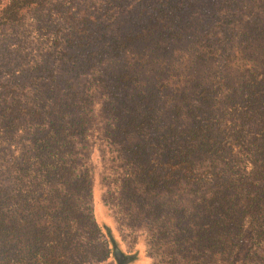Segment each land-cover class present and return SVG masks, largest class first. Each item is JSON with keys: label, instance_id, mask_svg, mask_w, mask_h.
Returning a JSON list of instances; mask_svg holds the SVG:
<instances>
[{"label": "trees", "instance_id": "16d2710c", "mask_svg": "<svg viewBox=\"0 0 264 264\" xmlns=\"http://www.w3.org/2000/svg\"><path fill=\"white\" fill-rule=\"evenodd\" d=\"M264 264V0H0V264Z\"/></svg>", "mask_w": 264, "mask_h": 264}, {"label": "rangeland", "instance_id": "374dc122", "mask_svg": "<svg viewBox=\"0 0 264 264\" xmlns=\"http://www.w3.org/2000/svg\"><path fill=\"white\" fill-rule=\"evenodd\" d=\"M107 234L111 240L113 248L118 253V264H142L143 256L139 248H134L127 256L121 249V246L118 240L116 239L114 233L107 229Z\"/></svg>", "mask_w": 264, "mask_h": 264}]
</instances>
